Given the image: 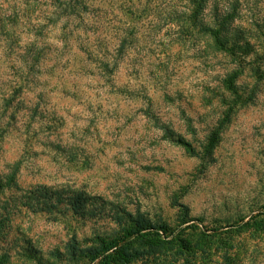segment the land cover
<instances>
[{"label":"rangeland","instance_id":"374dc122","mask_svg":"<svg viewBox=\"0 0 264 264\" xmlns=\"http://www.w3.org/2000/svg\"><path fill=\"white\" fill-rule=\"evenodd\" d=\"M240 3L230 30L264 16ZM189 7L0 0V264H69L70 243L144 219L224 225L206 264H264V48L183 30Z\"/></svg>","mask_w":264,"mask_h":264},{"label":"trees","instance_id":"16d2710c","mask_svg":"<svg viewBox=\"0 0 264 264\" xmlns=\"http://www.w3.org/2000/svg\"><path fill=\"white\" fill-rule=\"evenodd\" d=\"M186 1L190 4L188 8L190 13L179 12L174 9L172 14L169 15L171 20L176 19L173 21L180 28L183 27V30L189 32L197 30V32L209 34L216 46L221 50H226L227 45L233 44L237 50L244 48V50L248 51V48H252L249 36L257 37V46L264 48V16L252 19L247 29L235 26L230 30L228 24L236 18L242 0H232L235 3L231 11L225 12L221 19L217 20L215 26L204 24L199 20L200 14L206 8L205 5L211 0ZM185 18H191V24L188 25L187 22H183ZM231 36L235 44L231 41L226 43V40ZM170 133L173 132L171 131ZM173 140L188 146L183 138L179 140L175 138ZM1 189L0 184V192ZM90 200L91 196L86 194H83L81 198L72 197L74 207L79 209H84L86 203ZM189 222L190 220L183 219L181 226H184L178 234L174 233L175 229L167 223L156 224L147 219L136 224H127V226L123 224L119 230L112 234L104 236L96 233L88 246L76 241L70 243L66 250L67 257L64 260L69 264H133L140 260L146 261L148 264L209 263L213 245L215 247L217 241V243L222 242L221 239L216 241V238L218 236L225 237V234L229 233V229H225L224 225L211 228L206 225L202 227ZM246 223L251 224L250 221ZM59 254L61 255L62 252H56L54 255L59 256ZM227 257V255L224 256V258ZM148 259L150 261H147Z\"/></svg>","mask_w":264,"mask_h":264}]
</instances>
